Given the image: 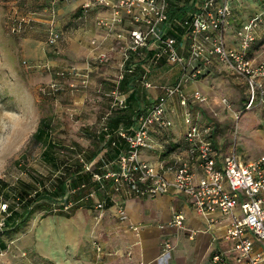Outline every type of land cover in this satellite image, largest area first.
<instances>
[{
	"label": "built area",
	"instance_id": "obj_1",
	"mask_svg": "<svg viewBox=\"0 0 264 264\" xmlns=\"http://www.w3.org/2000/svg\"><path fill=\"white\" fill-rule=\"evenodd\" d=\"M92 4L110 7L112 17H103L99 24L112 23L120 20L121 13L129 16L135 27L128 32V42L123 47L120 76L114 88L108 94L112 98L111 109H122L126 106L128 94L119 89L118 84L125 73H133L138 64L147 62L150 66L167 63L181 68L179 79L172 85L164 86L162 93L145 109L136 110L133 123L129 128H118L117 132L125 140L126 148L115 159V167L111 162L104 163L100 173L92 174V182H98L100 188L110 182L115 189L125 187V192L135 196H156L164 194L171 188L182 192L189 198L191 205L199 213L220 211L230 216L231 221L224 238L233 242V260L236 264H264V247L255 249L254 240L264 243V155L250 161L239 160L234 152L227 153L218 161L211 142L212 126H204L196 121L189 109V99L184 94L182 83L189 78H197L201 71L197 61L214 57L219 63L226 65L237 76L245 80L247 86V104L250 108L260 104L264 108V43L263 51L255 53L259 36L258 28L262 24V14H252L236 31V47H228L223 41V31L232 15L234 0H190L187 10L181 11L179 18L171 23V3L173 0H90ZM186 5L181 3V5ZM84 4L83 8H88ZM19 24H30L29 16H21ZM179 23L183 36L189 39L185 53H181L178 39L168 35L170 27L177 28ZM169 27V28H168ZM168 28V29H167ZM13 30L15 28L13 26ZM201 39H200V38ZM59 39L58 32H50L47 41L54 44ZM257 47V48H256ZM98 63L106 60L105 53H99L95 59ZM27 68L33 65L26 60ZM35 66V65H34ZM70 73L80 75L82 84L88 81L86 72H78L74 66ZM143 85L150 87L147 80ZM72 85V84H71ZM63 84L51 80L39 87L42 95L51 96L59 92ZM73 86V85H72ZM192 97L199 99L198 90L192 92ZM176 102L183 110L184 151L174 153L170 159L159 158L156 163L139 157L142 148L155 149V136H163L166 129H172L174 122L170 116V105ZM108 128L102 123L100 132ZM105 139L109 137L107 133ZM169 160L173 165H169ZM92 163H84L85 170H90ZM201 170L196 178L194 165ZM85 184L77 188L66 189L63 208H70L73 203L68 197ZM96 188L88 189L84 199H94L95 207L101 209L103 202L96 198ZM236 208L240 212H236ZM6 211L3 204L1 212ZM124 217L122 208L118 210ZM184 215L181 211L173 214L171 224L184 227ZM2 221L0 219V227ZM136 230V228H133ZM163 254L171 245L165 240ZM226 252L217 249L211 256L212 264H229Z\"/></svg>",
	"mask_w": 264,
	"mask_h": 264
},
{
	"label": "crops",
	"instance_id": "obj_2",
	"mask_svg": "<svg viewBox=\"0 0 264 264\" xmlns=\"http://www.w3.org/2000/svg\"><path fill=\"white\" fill-rule=\"evenodd\" d=\"M49 1L45 4L49 6V9H53L51 11L53 14L48 17L36 10H30L24 14L31 18L30 24L26 25L28 26L27 31L21 37L22 51L26 57L24 60L31 63L33 67L30 69L36 68L37 72L41 68H45L49 72L50 66L51 68L56 67V62L47 61L46 64L42 61L47 58V35L50 32H58L59 43L65 46L63 50H60L66 56L65 63L57 77L49 73L51 76L48 74L47 80L42 84L56 80L66 86L65 88H79V101L83 103L93 89L99 92L100 84L97 82V78L102 77L101 75H111L112 81L115 83L118 81L122 48L126 46L128 32L135 27V24L124 12L121 13L120 20L105 25L99 24L101 18H111L112 11L110 7L92 4L90 0ZM237 1L232 5V15L223 31V41L225 34H228V25L231 22L240 24L243 21L238 19L239 17L234 12V9L240 10L243 7L242 0ZM84 4L90 6L85 9L83 8ZM187 6L180 4L181 8L176 12L171 7V23L175 22L181 11L187 10ZM263 27L262 22L258 28L260 40ZM167 31L176 32V28L170 27ZM260 40L257 47L261 44ZM188 43L189 39L181 35L178 40L181 53H185V46ZM224 43L228 47L237 46L236 38L231 35ZM262 44L255 51L258 55L263 51ZM101 52L106 54L104 63H107L108 72L107 70L99 72L101 65L95 59ZM196 63L201 74L197 78H189L182 83V89L186 96L192 97V92L197 90L194 89L196 85L204 86L208 83L209 77L212 76L214 79L217 75L232 72L229 67L219 63L214 57L203 58ZM72 66L76 67L78 72H86L88 69L89 76L85 86L82 84V77L79 74L70 73L69 69ZM160 67L161 64L150 66L144 62L137 65L132 76H128L126 93L134 92V100L137 102L138 109H145L146 106L143 105L149 103L148 100L152 99L151 101H153L162 93L164 86L174 84L179 78L181 68L174 65L173 68L176 69L177 75L175 81L156 87L153 84L154 81H151V76L152 72L160 70ZM143 80H147L151 86H144ZM202 80L206 82H202ZM237 80L238 83H242L246 87L244 79L237 78ZM71 84L74 87L70 88ZM156 88L160 90L156 91ZM140 92L145 95L142 93L141 97ZM205 99L203 97L202 99L189 100V109L198 123L212 126L217 130L216 120L211 116L203 115L202 102ZM171 105L170 111H172ZM171 131V134H174V130ZM211 142L218 161L230 153L231 149L222 150L223 142L219 138L213 136ZM176 147L178 150L180 149L179 146ZM161 153L159 158H165ZM234 154L239 160L245 162L248 161L246 158L255 157L254 159H256L264 155V149L250 157L243 152L236 151ZM97 155L93 159L97 160ZM168 164L173 165V161L169 160ZM193 167L196 178L200 177V168L196 164ZM99 190L101 189L99 188ZM99 190L96 198L103 201L101 209L95 207L94 199L88 201L84 199V202H79L73 208L64 209L61 204L58 213L45 211L41 217L34 216L31 221H27L16 230H12L11 226L0 227V264H192L193 261L194 264H203L206 257L208 259L207 251L211 245L216 246L215 250L220 249L226 252L229 264H236L233 260L232 248L234 244L224 238L231 221L230 216L224 215L220 211L207 214L199 213L191 205L187 196L172 188L168 192L156 196H133L123 191L124 195H116L115 198L109 196L106 201L103 200L102 195H99ZM112 194L114 195L115 192ZM261 196L264 198V192L261 193ZM119 204L125 212L122 219L117 213ZM177 211H181L184 215L183 228L170 224L173 214ZM236 212H240V210L236 208ZM133 226L136 230L131 228ZM186 239L193 244L194 248L202 247L201 253L198 254L195 250L191 259L188 258V254L186 255V249L180 246ZM165 240H169L172 247L163 256L162 245ZM254 247L255 249L263 248L264 243L254 240ZM208 264H212V262L210 261Z\"/></svg>",
	"mask_w": 264,
	"mask_h": 264
},
{
	"label": "rangeland",
	"instance_id": "obj_3",
	"mask_svg": "<svg viewBox=\"0 0 264 264\" xmlns=\"http://www.w3.org/2000/svg\"><path fill=\"white\" fill-rule=\"evenodd\" d=\"M47 2L50 1L0 0V212L4 203L14 204L12 196L6 197L7 195H4L5 190H11L12 192L14 190L13 187L18 184V182L22 181L29 183L32 182V180H36L37 182L43 181L45 186L49 187L50 181L56 179L62 172V166L55 170L51 165L44 162L40 156L41 145L39 143L35 144L29 141L31 134L35 131L42 117L50 119V127L54 140L60 141L66 146L72 145V147H74L76 152L69 153L65 156H63V154L66 152L63 153V151H60V158L65 157L66 162L92 163L90 165V170L97 168L99 172H96L100 173L103 167L96 165L98 160L101 156L105 158H110L111 156L110 153H108L109 147L104 146L105 141H99L97 136H99L102 123L106 125H108V123L110 124V118L118 115L117 112L121 110L111 109L112 98L110 95L106 96L104 94V92L110 93L112 90L113 83H115L112 81L113 77L111 75H101L102 77H98L97 82L100 84L99 92L93 89L83 103L79 101V88H72V85H69L72 89L65 88L66 86L63 85L61 90L54 95H42L39 91V87L47 80L49 73H52L54 77L58 76L59 70L64 65L66 58L62 51H60L65 48L64 45L59 43L60 39L54 44H50L47 41L48 35L46 37L48 50L47 58L42 62L46 64L47 61L56 62V67L51 68L50 66L49 72L45 68H41V70L37 72L35 71L37 70L36 68L32 70L23 64V60L26 57L23 55L21 37L27 31L28 26L19 24L18 20L30 10L43 13L42 15L46 17L53 14L51 13L53 9H49V6L45 4ZM235 2L238 1L234 0L233 3ZM242 5L243 7L240 10L236 8L234 12H236V15L239 17L238 19L243 21L240 24L231 22L228 25V34H225L224 38L225 42L229 35L236 38L238 27L246 22L252 12V14H262L264 12V0H242ZM230 6L232 7V4H230ZM262 22L264 24V16H262ZM13 26L18 28V30H13ZM181 31V28L177 27L176 32H170L179 34L177 36L179 40L182 35ZM260 36L261 40H259L262 44L264 42V27ZM103 63L104 62L98 63L101 65L99 72L106 70L108 72L109 68H107V63ZM38 65L40 66L41 64ZM173 67L174 65L171 64H161L160 70L152 72L151 81H154L153 84L159 87L157 85L173 83L177 76L175 73L176 69ZM49 76H51V74H49ZM209 78L207 79V84L204 86L200 84L196 85L194 89L200 92V99L203 97L206 98L202 102L203 115L211 116L216 120L215 122L217 123L218 129H213L211 137L215 136V138H219V140L223 142V151L231 149L230 152H243L247 154L248 157L263 151L264 108L260 104H255L250 108H246L247 86L245 87L244 84L238 83L239 81L237 78L241 77L232 72H230V74L217 75L214 79H212V76ZM178 79L179 78H177V80ZM202 82L206 81L202 80ZM119 89L123 92H127V90H123V87ZM155 90L159 91L160 89L156 88ZM142 93H139L141 97ZM143 94L145 95V93ZM148 94L150 95V93ZM187 97L190 101L193 99L190 95ZM151 100L152 99L148 100L150 102H146L147 104L143 106L147 108L155 99L153 101ZM137 108V102L131 100L128 108L129 111L126 113L127 116L120 127L127 126L129 128L132 125ZM140 109L142 108L138 110ZM171 110L170 116L174 122V126L172 127L174 134H171L172 129H166L163 136H155L154 141L156 148L140 149V158L149 162H157L160 152H162V156L170 159L174 153L184 151L186 142L183 137V130L185 129L182 123L183 110L178 107L176 102H173L171 105ZM128 116H131V119ZM173 144H177L180 149L178 150L177 147V149L172 148ZM63 148L67 150L69 147ZM95 150H97L96 152L98 155L96 158L98 159H93L88 162L92 152ZM254 158L255 157L246 159L250 161ZM110 166L115 167V159L111 161ZM68 182L69 179L66 180V185ZM41 188L42 187L38 190L40 191ZM92 188L95 187H90V189ZM51 190L52 189H50V191ZM98 190L99 189H97L96 192ZM124 190V186L116 190L115 186L113 187V185L107 181V183L104 184V188L99 190V195H102L103 200L106 201L109 196L110 198H115L116 195L123 194ZM65 192L62 195H64ZM113 192H115L114 195L112 194ZM33 194L34 192H31V195ZM62 195L43 197L34 202L32 206L37 204L42 207L34 209L28 221H31L34 216L41 217L45 211L58 213L61 204L63 206V199H61ZM132 195L134 196V194ZM69 196L73 203L71 208L79 204V202H84V198L73 200L72 196ZM19 208L20 207L16 206L17 211H20ZM120 208L124 211L121 204H119L117 213ZM1 216L2 213H0V217ZM118 216L120 219L123 218L119 213ZM131 228L133 229L135 226ZM180 246L186 249L185 252L186 255L188 254L189 259L194 256L195 250L198 254L201 253L202 250L201 246H196L194 248L193 244L187 239L184 240L183 245ZM215 249V245L209 247L207 251V253H209L207 255L208 259L206 257L203 264H208V262L211 261L210 254H212ZM162 255L164 256L165 254L162 252ZM192 264H194V261Z\"/></svg>",
	"mask_w": 264,
	"mask_h": 264
},
{
	"label": "trees",
	"instance_id": "obj_4",
	"mask_svg": "<svg viewBox=\"0 0 264 264\" xmlns=\"http://www.w3.org/2000/svg\"><path fill=\"white\" fill-rule=\"evenodd\" d=\"M190 0H173L171 3V7L175 9V12L178 11L181 7V3H185L188 5V2ZM188 7V6H187ZM178 15V14H177ZM181 17L178 18L181 19ZM177 18V19H178ZM175 24V22H174ZM177 27L179 26V23H177ZM181 32L183 34V29L181 28ZM179 32V31H178ZM177 32V33H178ZM173 35L177 38L179 34L176 33H170L168 32V35ZM163 64V63H162ZM128 76H132V73H125L122 80H120L118 87L123 90H127V80ZM114 88V87H113ZM112 88V89H113ZM112 91V90H111ZM110 91V92H111ZM106 96H108V92L104 93ZM134 92H130L128 94V98L126 101V106L121 109L118 113V115L113 116L110 118L111 122L107 125V132H100L98 137L99 141H105L104 146L109 147L110 158H105L104 156H101V158L98 160L97 164L98 166H103L104 163H108L114 159H116L117 155L123 151L126 148V143L123 138L118 135L117 129L120 128L121 123H123L125 117L127 116L126 113L129 111V103L131 100H134ZM138 110V108H137ZM131 119V116H128ZM121 128H128L127 126L121 127ZM109 134V137L105 139V135ZM31 142H34L35 144L39 143L41 145L40 149V156L44 160L45 163L51 165V167L55 170H57L58 167L62 166V172L61 174L56 178L50 181L49 187L45 186V183L43 181L37 182L36 180H32V182L26 183V182H18L13 187V191L11 190H5L4 195H7L6 197H11L14 199V204H6V211L1 212L2 216L0 217L2 221V228H5L7 226L13 227L12 230L18 229L20 226L24 225L32 213V211L38 207L37 204L33 205L34 202L39 200L43 197H52V196H59L62 195L68 187L75 188L77 186H80L81 184H85L86 187L84 189H79L75 193H73L72 199L77 200L78 198H82L85 196L86 191L90 189V187H98V182H92V174L96 171L99 172V169L95 168L94 170H85L83 167L84 163H68L66 162L65 157L60 158L59 154L60 151L66 152L63 154V156L69 154V153H75L74 147L72 145H64L62 142L54 140L52 137V131L50 127V119L47 117H42L38 125L35 129V131L31 134L30 140ZM63 144V145H62ZM177 144H173L172 148H175ZM63 147H69L67 150ZM73 148V149H72ZM97 150L92 152V155L88 159V162L93 160V158L97 155ZM79 153V152H78ZM62 156V155H61ZM69 179L68 184L66 185V180ZM40 187V191L38 190ZM50 189H52L50 191ZM31 192H34L33 195H31ZM68 199H71V197H68ZM90 200V198L87 199V201ZM85 201V200H84ZM16 206L20 207V211L16 210Z\"/></svg>",
	"mask_w": 264,
	"mask_h": 264
}]
</instances>
